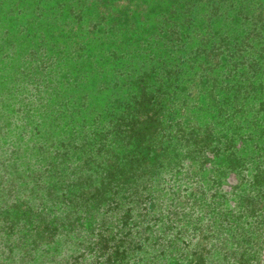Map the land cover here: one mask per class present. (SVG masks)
I'll return each mask as SVG.
<instances>
[{"label":"rangeland","instance_id":"obj_1","mask_svg":"<svg viewBox=\"0 0 264 264\" xmlns=\"http://www.w3.org/2000/svg\"><path fill=\"white\" fill-rule=\"evenodd\" d=\"M204 5L0 0V264H109L96 249L101 233L110 252L127 241L123 264H264V137L249 130L234 136V158L190 157L182 147L160 163L152 147L151 165L136 170L105 211L85 212L111 167L122 159L137 165L133 155L144 150L99 140L93 122L103 113L87 115L92 101L118 104L111 87L97 94L104 89L101 70L146 71L144 58L171 60L165 41L172 22L203 21ZM234 15L224 11L219 26L241 34ZM78 113L77 125L70 116ZM176 119L184 126L211 122L196 106ZM253 130L262 133L264 118ZM257 200L260 209L249 213L245 207ZM73 222L72 232L60 228Z\"/></svg>","mask_w":264,"mask_h":264},{"label":"trees","instance_id":"obj_2","mask_svg":"<svg viewBox=\"0 0 264 264\" xmlns=\"http://www.w3.org/2000/svg\"><path fill=\"white\" fill-rule=\"evenodd\" d=\"M201 1L205 3L206 12L194 18L205 17L203 21L185 18L178 25L170 19L174 24L168 31L165 45L170 46L174 58L165 61L162 58H144L146 71H130L129 67L128 71L108 67L101 70L104 89L96 92L101 96L107 88L115 89L113 95L117 97L118 104L113 105L105 97H100L92 101L91 108L89 104L83 106V111L90 108L87 115L96 114L98 109L103 113L93 122L95 129L102 131L100 141L103 138L122 139L128 144L140 145L146 153L143 150L139 156L133 155L137 165L135 162L131 165L133 159H122L111 167L87 199L85 212L89 216H96V211L101 209L105 211L106 202L118 196L136 175L135 171L139 168L144 171L151 165L153 158L149 153L152 147L158 152L157 156L163 157L160 163L169 155L172 158L176 156L182 147L188 149L186 155L190 157L227 155L234 158L238 153L231 151L237 133L249 130L258 138V134L264 137V130L262 133L253 130L264 118V0ZM197 5L199 2L191 8ZM224 11L235 13L232 20L238 17L239 28L236 31H241V34L224 32L219 26ZM193 106L200 107L211 122L203 119V125L191 121L184 126L182 119H176L178 114L188 113ZM209 114H214L215 120ZM79 115H71L70 121L77 123ZM181 126L190 132L180 129ZM92 157L90 154L89 158ZM259 205L257 200L245 209L252 213L260 209ZM35 215L32 214L35 222H40L39 217L42 216ZM122 219L126 225L129 218L123 216ZM76 226L73 222L60 225V228L63 232H72ZM45 227L49 233L59 235V227L55 223H47ZM109 244L107 234L101 233L96 244L100 256L107 257L109 264H123L128 258L124 245L116 244L110 252Z\"/></svg>","mask_w":264,"mask_h":264}]
</instances>
